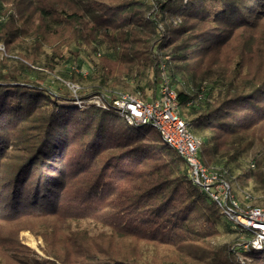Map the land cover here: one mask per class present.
I'll list each match as a JSON object with an SVG mask.
<instances>
[{"label":"trees","instance_id":"obj_1","mask_svg":"<svg viewBox=\"0 0 264 264\" xmlns=\"http://www.w3.org/2000/svg\"><path fill=\"white\" fill-rule=\"evenodd\" d=\"M263 19L264 0H0V43L8 48L21 37L31 41L25 60L0 64V209L38 199L50 202L55 187L71 173L96 163L97 178L111 169L118 174L117 182L125 184L122 204L130 214L122 218L129 219L128 231L136 239L154 242L158 233L169 234L163 243L180 251L181 244L198 235H216L219 219L229 232L252 235L191 181L185 160L155 128L129 124L113 108L62 103L56 93L29 79L33 71L38 75L32 65L40 64L38 45L44 33H55L85 46L89 54L101 55L104 63H94L89 75L97 81L90 95L110 82L123 88L132 82L130 93L149 99L145 96L149 90L156 95L163 71L173 87L175 73L181 74L178 68H186L210 47L203 42L222 38L214 28H254ZM166 55L175 66L164 62ZM237 79L219 78L217 88H198L196 94L173 88L182 115L202 135L203 163L225 170L231 184L261 191L264 150L251 160L246 154L264 138V80L235 85ZM197 99L203 101L195 106ZM187 105H192L189 114L197 116L184 115ZM19 117L26 122L16 138L9 125ZM243 254L252 264H264V247ZM217 257L226 258L225 264H241L229 244L217 248Z\"/></svg>","mask_w":264,"mask_h":264},{"label":"rangeland","instance_id":"obj_2","mask_svg":"<svg viewBox=\"0 0 264 264\" xmlns=\"http://www.w3.org/2000/svg\"><path fill=\"white\" fill-rule=\"evenodd\" d=\"M21 25L16 24L15 28ZM226 28H214L217 35L223 34L222 38L217 43L203 42L210 47L195 55L186 68H178L181 74L175 73L174 88L196 94L198 88L203 91L211 86L217 88L219 78L229 82L238 76L235 85L247 80L258 84L264 80V19L254 28ZM44 36L45 40L38 45L40 64L32 65L38 75L31 72L29 80L56 93L62 103L77 104V97L88 98L97 84L89 75L94 63H104L101 55L89 54L85 46L79 48L72 45L58 34L44 33ZM30 42V39L21 37L8 48L0 43V64L7 65L19 58L25 60L23 57ZM163 60L170 61L172 67L176 64L171 55H166ZM161 64L168 67V64ZM112 65L114 67V63ZM73 72L82 76L71 78ZM166 74L163 71L159 81ZM128 81L129 78L125 80ZM129 83L132 87L133 83ZM131 87L123 88L110 82L101 91L130 93ZM215 92L217 95V89ZM151 95L149 90L145 97ZM203 99L195 100L199 101L195 106L201 104ZM90 104L93 103L85 101L80 107L85 108ZM191 108L192 105L183 108L184 115L190 119L197 116L189 114ZM15 122L19 123L9 126L15 128L11 136L17 138L26 120L19 117ZM74 146L76 144L68 146L67 153ZM12 149L13 146H10L9 150ZM263 150L264 138L248 151L247 160L256 154L261 155ZM69 157L71 155L66 156V161H70ZM0 164H3L1 157ZM94 164L88 163L86 167L83 164L71 173L60 186L55 187L57 193L50 197V202L38 199L0 209V264H225L226 258L217 257V248L223 244L230 245L239 263H253V259L243 254L241 248L248 237L241 232H229L221 219L216 224V235L207 238L204 234L198 235L193 241L181 244L180 251L163 243V238H168L169 234L158 233L154 242L134 238L128 231L132 224L129 219L122 218L130 214L125 213L122 204L125 184L117 182L118 174H113L111 169L107 175L97 178L100 164ZM209 167L215 165L210 164ZM231 186L244 206L264 207V190L251 191L236 183ZM247 195L248 199L245 198Z\"/></svg>","mask_w":264,"mask_h":264},{"label":"built area","instance_id":"obj_3","mask_svg":"<svg viewBox=\"0 0 264 264\" xmlns=\"http://www.w3.org/2000/svg\"><path fill=\"white\" fill-rule=\"evenodd\" d=\"M86 99L77 97L76 103L82 106L85 101H89L102 108H113L129 124L150 125L155 128L161 138L185 160L191 181L212 197L227 218L242 229L252 232V235L244 234L248 239L244 240L241 248L247 250L264 247V207L249 204L244 206L235 194L226 171L203 163L200 157L202 139L194 133L182 115L177 92L168 78H162L156 95L149 96V99L120 91H101ZM245 198L248 199L249 196Z\"/></svg>","mask_w":264,"mask_h":264}]
</instances>
